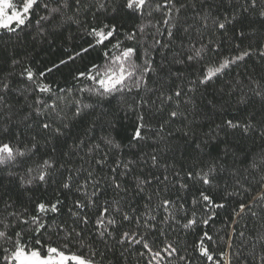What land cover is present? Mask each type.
Here are the masks:
<instances>
[{
	"label": "snow or ice",
	"instance_id": "obj_1",
	"mask_svg": "<svg viewBox=\"0 0 264 264\" xmlns=\"http://www.w3.org/2000/svg\"><path fill=\"white\" fill-rule=\"evenodd\" d=\"M227 2L232 10L221 16L212 9L220 7L224 0L216 5L208 0H0V31L17 39L19 33L30 30L35 33L34 40L38 37L54 44L60 38L71 42L76 35L64 34L71 24L89 38L86 47L74 45L78 48L74 54L60 59L46 72L83 58L90 51L102 50L101 62L76 70L72 77L76 91L86 95L88 102L61 96L72 90L54 91L51 84L42 82L46 73L37 74L30 66L18 74L24 82L22 89L14 88L7 78L0 79V173L6 172L9 183L17 182L23 192L49 184L56 185L57 190L54 200L35 202L31 211L27 207L10 211L17 205L0 182V203L7 212L0 214V264H129L133 254L136 264H193V258L182 255L178 243L168 239V229L175 231L179 226L189 232L210 226L218 214L215 210L224 209V201L237 194L227 187L219 190L221 172H227L234 186L248 195L254 188L249 177L256 181L259 191L251 204L240 202L235 215L242 216L247 210L257 216L251 209L264 207V75L246 72L232 77V71L246 64L254 52L264 61V0H244L235 6L233 0ZM236 7L240 8L238 13ZM189 10L194 13L193 23L188 20ZM100 16L104 19L99 20ZM132 17L138 22L128 26L126 18ZM229 29L241 41L259 38L255 46L249 43L242 48L236 44V54L232 55H222V45L217 40L204 42L205 33L216 30L227 34ZM10 59L13 67L22 63L15 54ZM222 77L232 79L224 82L221 98L235 97L236 111L243 115L216 123L200 143L186 144L202 158V163L203 158L208 161L207 171L184 173L187 180L200 185L188 202L191 207H187L180 193L190 191V186L180 179L182 170H176L156 150L142 152L152 129L147 118L150 100L140 94L156 91L161 103L174 101L177 110L169 116L176 118L184 115L179 110L181 103L195 107L194 97L202 94L201 88L206 91ZM150 82L158 87L151 88ZM133 92L140 96L139 101L126 105L124 97ZM16 93L25 101L31 99L25 105L28 111L23 122L31 120L39 126L45 134L44 144L37 139L39 133L29 139L18 124L13 125L15 105L9 103V96ZM114 102L117 111L135 115L134 131L127 144L112 135L118 126L111 111ZM209 103L216 111L225 110V105H218L215 98ZM98 107L101 111L97 115ZM68 111L72 113L71 120ZM89 114L96 119L84 135L97 129L105 135L90 147L77 135L67 145V151L59 150L56 142L66 144L73 122ZM25 126L31 129L33 125ZM237 134L252 139L253 144L259 139L261 145L258 149H234L229 138ZM153 135L165 139L158 133ZM184 136L190 133L184 132ZM221 144L223 149L213 155ZM85 149L87 167H69L62 162L63 157L78 156ZM245 183L248 188L243 187ZM214 186L215 196L210 192ZM239 236L244 238L245 233L241 231ZM232 239L235 240V229ZM254 240L261 246L259 264H264V234ZM213 244L214 237L204 230L193 252L208 264H246L249 258L240 249L233 251L232 243L218 253ZM252 258L256 259L254 253Z\"/></svg>",
	"mask_w": 264,
	"mask_h": 264
},
{
	"label": "trees",
	"instance_id": "obj_2",
	"mask_svg": "<svg viewBox=\"0 0 264 264\" xmlns=\"http://www.w3.org/2000/svg\"><path fill=\"white\" fill-rule=\"evenodd\" d=\"M14 2L18 3L19 0H14ZM87 2L92 3L93 0H87ZM208 2L213 5L221 4V0H208ZM243 3L244 0H233V6ZM212 10L214 13H219L223 16L228 15L232 9L227 0H224V3H222L220 7H213ZM92 11H96V9H92ZM239 11L240 8L236 7V12L238 13ZM109 12H111V5L109 7ZM187 15L189 23H193L192 17L194 16V13L189 10ZM156 16L159 18L158 13ZM80 18L82 20L85 19L83 13ZM87 19H91L90 14ZM103 19V16L99 17V20ZM126 19L128 26L138 22L134 17ZM208 24L211 28V21H209ZM257 28L259 29V24H257ZM69 32L76 35L75 40L66 43L64 40L57 38L55 43L51 44L42 41L38 37L34 40L33 36L35 33L30 30L19 33V39H17L16 36H11L9 33L0 31V79L7 78L8 81L13 84L14 88L22 89L24 87V82L20 80L18 74L24 67L30 66L37 74L42 71L46 73L45 77L42 78V82L51 84L54 91H58L59 89L72 90L71 92L60 93L61 96L80 98L84 99L85 102H88L86 95L81 96L78 91H76L77 85L72 77L76 70H86V68L93 62H101L102 50L90 51L83 58H77L74 62L62 65L59 68L54 69L52 72H46V69L51 68L53 64H58L60 59H67L68 55L74 54V51L78 50V48H74V45L87 46L85 41L89 38L83 36V32L78 30L76 24H71L68 31H65L64 34L68 35ZM10 36L11 39H9ZM258 38L259 37L241 41L233 34L231 29H229L227 34L213 30V33H205L204 42L207 43L208 39L217 40L222 45V55H232L236 54V44H240L242 48H246L249 43H252L253 46H255ZM13 54H15L17 59L22 61L20 65L12 66L10 57ZM157 60H159V56H157ZM180 67L181 66L179 65L176 66V68ZM188 71H191V69H188ZM246 72L254 73L258 77L264 75V61L261 60L258 53L254 52L250 58H247L246 64L241 63L239 67H234L232 77H236L238 74L243 76ZM10 73L12 75H9ZM232 77H222L220 81H215L213 84H210L206 91L202 87V94L198 93L194 97L195 107L181 103L179 110L182 111L184 115L176 118H170L169 116L171 111L177 110V104L174 101L161 103V100L157 98L159 93L156 91L142 92L140 94L143 95L145 99L150 100L147 118L152 129V131L148 133L150 138L147 143L144 144L142 152L151 153L153 150H156L160 153L163 160L174 165L176 170H182L180 179L183 182L188 183L190 186V191L187 193H180L185 197L187 207H191L188 202L192 195L196 194L200 185L196 184L194 181L187 180L184 173L188 170H192L194 173H199L201 169L207 171L208 161L207 158H203L204 162L202 163V158L193 152L191 148L186 147V144H193V142L200 143L205 139V134L208 133L209 129L213 128L216 123H220L227 118L243 115L242 112L238 113L236 111L235 97L229 99L226 95L223 96V98L220 96V89L225 88L224 82L230 81ZM169 83L172 82L169 81ZM175 83L179 84L180 81H175ZM150 87L156 89L158 85L150 82ZM214 98L218 102V105H225L224 111H216L212 108L209 101H212ZM139 99L140 96L133 92L124 97V102L126 105L135 104ZM9 103L15 105L13 109L15 115H12L13 125L18 124L25 137L29 139L31 135L39 133L37 139L40 140L41 144H44L45 134L41 131L39 126L31 120L23 122V116L28 111L25 105L26 103H31V99L29 98L28 101H25L23 96L16 93L9 96ZM228 105L231 106L229 107ZM254 107L258 109L259 105H254ZM117 108L118 105L114 102L111 106V111L115 114L118 126L117 130L113 132L112 135L116 137L118 142L127 144L134 131L135 115L132 112H128L127 115H125L124 112L117 111ZM100 111L101 108L98 107L96 114L98 115ZM61 115L63 116L64 113H61ZM67 115L71 120V111H68ZM6 118L7 117L5 116V119ZM95 119V115L89 114L74 121V127L70 129V136L65 138L67 143L56 142L57 148L61 151H67V145L72 144L73 139L77 135L85 139L89 147L99 142L100 136L105 135V133L98 129L95 132H89L87 136L84 135V132ZM26 123L32 124V128H27L25 126ZM2 124L3 120H0V125ZM161 125H163V132H161ZM184 132H189L190 136L185 137ZM153 133H158L159 135L164 136L165 139H159V137L153 135ZM169 133H171V135H169ZM192 133L195 135H192ZM229 144L234 149L251 150L253 148L258 149L261 145V141L256 139L255 144H253L252 139L240 138L239 134H237L235 137L229 138ZM223 147L224 145L221 144L212 154L215 155L216 151L222 150ZM43 150L44 149H42V152ZM104 150L106 151L107 149ZM132 151L135 153L137 150L133 149ZM85 153L86 149L81 151L78 156L74 155L71 158L63 157L62 162L66 161L69 167H80L81 164H83L84 167H87L88 156ZM124 155L128 156V152L125 151ZM81 156L84 157L83 161L80 159ZM237 166L239 167L240 165ZM144 170L146 171L147 169ZM0 178H2L0 182H2L4 188L8 189L9 195L12 196L17 205L15 209H10V211H19L24 207L29 208V211H31L32 205L35 202L48 199L54 200L56 198L57 190L56 185L54 184L34 187V189L29 192H23L17 182L13 181L12 183H9V178L6 172L0 173ZM172 178L175 179V177ZM249 180L252 185H254L251 195L243 193L240 188L235 187L233 178L227 172H221L217 181L219 184V190L222 191L227 187L229 192L235 191L237 194L224 201L226 203L224 209L215 210L218 214L216 219L210 222V226L208 228L200 227L189 232H185L179 226L175 227V231L168 229V239L173 243H178L182 250L181 254L190 255L193 258V264H208V262L202 258L198 259V254L193 252V246L204 230L209 231L214 237L215 244L212 245V248L215 252L218 253L219 251L227 250L228 244L232 243L234 246L233 251L240 249L244 252L245 256L249 257L246 264H259L261 246L254 240V237L264 234V207L257 205L251 209L252 212L257 213V216L255 217H253L251 212L247 210L242 216L235 215V212L239 211V203L244 202L245 204H251L252 198L259 191V186L256 185V181L252 180L251 177H249ZM248 186L247 183L243 185L244 188H248ZM172 191L174 193L175 189ZM210 192L215 196L217 194L216 187L214 186ZM29 197L32 198L31 201L28 199ZM5 199H7V197H5ZM67 202H71V197L68 198ZM0 214L7 215L2 203H0ZM233 229H235V240L232 239ZM241 231L245 233L244 238L239 236ZM52 239L55 240L56 237L53 236ZM184 249H186V251H184ZM253 253L256 257L255 260L252 258ZM136 259L135 254H133V256L130 257L129 264H136Z\"/></svg>",
	"mask_w": 264,
	"mask_h": 264
}]
</instances>
